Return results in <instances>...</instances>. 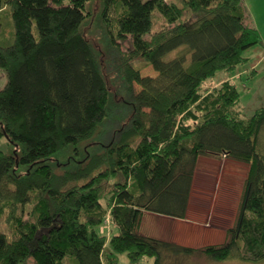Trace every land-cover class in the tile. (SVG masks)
<instances>
[{
  "label": "trees",
  "instance_id": "obj_1",
  "mask_svg": "<svg viewBox=\"0 0 264 264\" xmlns=\"http://www.w3.org/2000/svg\"><path fill=\"white\" fill-rule=\"evenodd\" d=\"M89 1L0 0V135L12 145L0 148V216L10 226L0 264H119L121 253L126 264L264 260V106L243 117L232 78L263 42L243 0H104L118 101L82 31ZM7 9L14 31L4 37ZM157 13L167 25L153 32ZM219 71L229 77L209 85ZM202 155L249 166L227 241L193 247L143 234L147 212L187 218Z\"/></svg>",
  "mask_w": 264,
  "mask_h": 264
},
{
  "label": "rangeland",
  "instance_id": "obj_2",
  "mask_svg": "<svg viewBox=\"0 0 264 264\" xmlns=\"http://www.w3.org/2000/svg\"><path fill=\"white\" fill-rule=\"evenodd\" d=\"M244 4L247 12L246 23L248 25L255 26L260 31L263 38V42L259 43V45L251 47L252 49L254 48L252 51H255L256 54H252V51H250L251 48H249L248 51L245 52V55H251V60L246 64L239 65L235 72L232 74V76L235 73L238 74L240 72L244 74L242 77H240L242 74H236L233 79L238 85L239 91L241 93L240 109L242 110V116L248 117L252 115L257 108L264 106V58L260 61V59L264 55V0H244ZM88 7L90 8L92 14L83 25L82 31L98 54L102 70L106 76L110 90L114 93L115 100H121V93L118 89V87L121 86L120 84L122 80L119 77L121 75L114 66L111 53L108 51L109 45L105 34V24L102 20L104 0H90L88 3ZM1 20V34H3L4 37H9L11 35V31H14L10 9L2 12ZM166 25L167 22L165 18L160 13H157L154 21L153 32L162 29ZM120 46L122 51L128 52L129 48L132 47L131 39L128 38L127 40L120 41ZM177 53H174V55H176ZM170 57L171 54L169 55V58ZM132 62L136 67L142 70L143 74L155 75L153 67L146 64L144 61L135 60ZM254 63H256V65H253ZM253 68H256L257 71H254ZM227 77H229V75L226 71H219L214 78H211L209 80V85L221 81ZM6 82L7 74L2 68H0V87L3 86ZM136 87L138 88V85ZM110 123L114 125L115 121H111ZM93 141L87 146L88 148L84 147L85 151L91 150L93 148L92 146L95 144L93 143ZM11 147L12 145L8 143V138L0 135V148L9 150ZM82 155L83 153L78 156L73 154V156L75 157H81ZM58 159L62 162H65L69 159V154L62 156L59 155ZM217 159L212 160L208 163L211 164L210 170H212L213 172L211 171V176L207 177L206 180L205 174L207 172L198 168L191 205L192 207L207 208H217L225 206L227 211L226 214H228L227 217L231 220L238 213L242 193L244 190L245 180L249 172V166L245 163L231 159H228L224 163L223 161H219V159ZM204 163L206 164V161H204ZM202 178L204 179L202 180ZM224 202L227 203V205H223ZM210 216L213 217L214 215L212 216V214H203V216L199 215L198 217L199 219H201V221L202 219H204L203 221L206 222V218L208 219ZM107 228L110 229V226H107ZM0 231L10 234V226L5 216H0ZM189 231L191 233H196L197 229L195 227H191ZM171 232L172 236L176 235L175 231L171 230ZM177 236L181 237L183 241H188L185 232H179L177 233ZM193 247H203V245ZM120 256L121 260L119 264H126L128 262L127 255L125 253H121ZM70 260V256H67L65 258V262L67 264L70 263ZM146 260L150 264L154 263L153 258L148 257L146 258ZM172 263L213 264L214 262L203 254H195L192 257L182 258L180 262L174 261ZM25 264L37 263L33 257H29ZM220 264H264V260L260 262H250L236 258H230L220 262Z\"/></svg>",
  "mask_w": 264,
  "mask_h": 264
},
{
  "label": "crops",
  "instance_id": "obj_3",
  "mask_svg": "<svg viewBox=\"0 0 264 264\" xmlns=\"http://www.w3.org/2000/svg\"><path fill=\"white\" fill-rule=\"evenodd\" d=\"M244 4V0H243ZM245 6V4H244ZM246 9V8H245ZM246 19H247V12H246ZM251 26V25H250ZM255 27V26H253ZM256 28V27H255ZM254 47V46H253ZM254 49V48H253ZM251 48L250 51L253 50ZM248 51V50H247ZM246 51V52H247ZM252 54H256L255 51H252ZM247 56V55H246ZM255 56V55H253ZM249 61L251 60V55H248ZM263 57L260 59L263 60ZM259 61V62H260ZM253 65H256L254 63ZM254 71H257L256 68H253ZM237 73H235L233 77L236 76ZM242 74L240 77H242L243 73H238L237 75ZM219 159V161L226 162L228 159L226 157H215L213 155H202L199 158L198 168L202 169L203 171L207 172L205 174V180L207 177L211 176L210 165L208 164L210 161ZM205 159V160H204ZM217 159V160H218ZM216 160V161H217ZM206 161V164L204 163ZM197 168V169H198ZM219 171V169H218ZM213 172V171H212ZM207 175V176H206ZM204 178H202L203 180ZM223 205H227V203L224 202ZM226 208L223 207H190L189 214L187 218H173L169 216L164 215H158L153 213H145L140 231L143 234L154 236V237H160L165 238L169 240L176 241L178 243L189 245V246H201V245H208V244H223L228 239L227 229L232 226L235 223L236 216H234L231 220L227 217L228 214H226ZM207 215L212 214L213 217L206 218V222H204L202 219H199V215ZM197 216V218H196ZM192 217V218H191ZM203 222V223H201ZM191 227H195L197 229L196 233H191L189 229ZM106 230L105 228H102ZM171 230L176 232L175 236H172ZM103 231V230H102ZM179 232H185L187 236L188 241H183L181 237L177 236V233ZM191 241V242H190Z\"/></svg>",
  "mask_w": 264,
  "mask_h": 264
},
{
  "label": "built area",
  "instance_id": "obj_4",
  "mask_svg": "<svg viewBox=\"0 0 264 264\" xmlns=\"http://www.w3.org/2000/svg\"><path fill=\"white\" fill-rule=\"evenodd\" d=\"M108 221H109V219H108Z\"/></svg>",
  "mask_w": 264,
  "mask_h": 264
}]
</instances>
